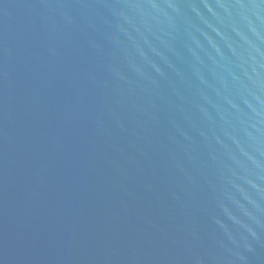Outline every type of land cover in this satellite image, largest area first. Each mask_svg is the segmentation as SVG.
I'll list each match as a JSON object with an SVG mask.
<instances>
[{
    "label": "water",
    "instance_id": "obj_1",
    "mask_svg": "<svg viewBox=\"0 0 264 264\" xmlns=\"http://www.w3.org/2000/svg\"><path fill=\"white\" fill-rule=\"evenodd\" d=\"M0 264H264V0H0Z\"/></svg>",
    "mask_w": 264,
    "mask_h": 264
}]
</instances>
